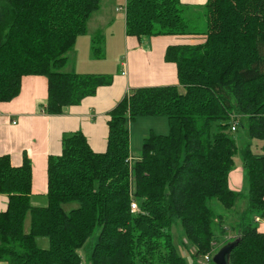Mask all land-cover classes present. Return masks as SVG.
Segmentation results:
<instances>
[{
	"label": "trees",
	"instance_id": "16d2710c",
	"mask_svg": "<svg viewBox=\"0 0 264 264\" xmlns=\"http://www.w3.org/2000/svg\"><path fill=\"white\" fill-rule=\"evenodd\" d=\"M100 3L0 0V103L15 99L27 76L46 79L48 115L108 85L100 75L62 72ZM189 11L179 0H126V36L140 43L202 35V42L166 49L176 86L130 89L117 103L108 114L103 152H94L81 133L63 137L61 153L47 161L46 206L30 203V161L24 157L15 168L0 157V195L7 198L0 212L1 262L186 264L173 244L171 228L178 225L198 257H213L217 239L233 231L222 244L234 245L227 264H264L256 221L264 220V147L261 154L241 151L247 205L233 226L225 213L242 193L228 188L237 154L228 135L232 124L245 123L249 139L264 141V0H206L200 14ZM196 15L206 22L202 33L192 25ZM101 44V36L91 38L92 58L102 56ZM156 116L167 118L168 135L145 137L129 167V125ZM72 203L77 207L65 211ZM38 239L48 246L39 248Z\"/></svg>",
	"mask_w": 264,
	"mask_h": 264
},
{
	"label": "crops",
	"instance_id": "0c3cea01",
	"mask_svg": "<svg viewBox=\"0 0 264 264\" xmlns=\"http://www.w3.org/2000/svg\"><path fill=\"white\" fill-rule=\"evenodd\" d=\"M179 3L190 10L189 14H200L206 0H179ZM116 9L115 0H101L100 9L87 22L86 34L76 39L62 69L64 73L82 75L99 73L96 66L76 64V48L78 44H90L93 36H102L103 39L106 38L107 54L110 52L111 56L120 55L123 47L126 51L120 75L110 79L108 85L100 87L95 95L83 98L78 104L65 107L59 115H48L45 111L46 79L27 76L22 79L18 96L10 102L0 103V157H8L11 166L15 168L22 165L24 157L30 161V203L34 207H44L47 204V161L49 156L61 153L64 136L81 133L94 152H103L106 148L108 114L127 95V90L176 86V68L173 63L165 61L166 49L171 45H194L202 42V35H161L148 38V43H139L136 38L126 36L125 17L122 21L115 20V14L122 12ZM114 25L117 26V31L113 30ZM150 118L139 117L141 120H151ZM263 147L257 150L262 151ZM131 158H135L132 153ZM228 188L236 193L243 192L245 180L241 167H236L229 173ZM6 205V196L0 195V212L5 210ZM257 226L258 231L264 234V221L259 219ZM233 237L229 234L224 239ZM0 264L7 263L0 261Z\"/></svg>",
	"mask_w": 264,
	"mask_h": 264
},
{
	"label": "rangeland",
	"instance_id": "374dc122",
	"mask_svg": "<svg viewBox=\"0 0 264 264\" xmlns=\"http://www.w3.org/2000/svg\"><path fill=\"white\" fill-rule=\"evenodd\" d=\"M115 3H116L117 8L122 9L121 10L122 12L115 14V20L122 21L125 17V10H124L125 0H115ZM193 23L194 24L192 25L196 28L198 32L202 33L206 30V22L204 21L203 17L196 15L193 18ZM116 27L117 26L114 25L113 27L114 31ZM101 39H102V44H101L102 49L100 50L102 51V56L97 59L92 58L91 39H90V44H87V42L85 45H81V46H79L78 44L76 48V53H77L76 64L79 65L80 63H82V65L84 66H94V67L96 66L98 67L99 73H95L94 75H100V76H103L109 79H113L114 77L119 76L120 71L122 70L121 63L125 61V53H126L125 47H123V50L119 52L120 55L116 54L115 56H111L110 52L108 54L106 53V38L103 39L101 36ZM142 41H146V43H148V38L142 39ZM179 91L182 92L183 91L182 88L179 87ZM127 93H130V89L127 90ZM137 119L130 125V152L135 158H138L140 156L143 139L145 137L149 136L151 133L154 135H162V136H166L169 133V124L167 122V118L165 117H160V116L151 117L150 118L151 120H141V119L137 120ZM237 119L238 121L239 120L241 121V118H237ZM244 126L245 128H242L236 125L237 127L236 131L234 132L230 131L228 135L235 140L236 147H237V154L234 156V166L231 170L233 171L236 167H241V169L244 171V174H245L243 160L240 154L241 151L246 149L247 147H250L254 153L261 154L262 151L257 150V148L263 147L264 141H255V140L249 139L247 136V131H246L247 126L245 125V123H244ZM131 130H132V133H131ZM246 196H247V186L246 188L243 189V192L241 193V198L238 200L235 208L231 210L230 212H225L227 215L232 214V216H229L230 218L229 222L232 226L234 225L235 221H238L239 213H241L246 208V205H247ZM76 207L77 205L75 203H72L69 205H65L64 210L69 211L70 209L76 208ZM218 210H219L218 212H220V210L222 209L218 207ZM28 228H29V218H27L24 222V231L27 232ZM171 233H172L173 244L176 248V251L179 256L185 259L186 264H211L210 261L204 260V256L198 257L195 255L194 248H192V246L188 243L186 238L183 236L180 226L178 225L173 226L171 228ZM229 233L230 235H233V236L236 234V233H233V231L231 232L229 231ZM95 235L89 239L88 244L95 243ZM223 241H224V238L217 239V243H216L217 247L215 248L216 253H218L221 249L224 248L222 246ZM36 243L39 248H46L48 246V242L46 239H38ZM82 253H84V251H82ZM212 258L213 257H211L210 259L212 260ZM136 264H141V263L136 261Z\"/></svg>",
	"mask_w": 264,
	"mask_h": 264
},
{
	"label": "water",
	"instance_id": "95a60500",
	"mask_svg": "<svg viewBox=\"0 0 264 264\" xmlns=\"http://www.w3.org/2000/svg\"><path fill=\"white\" fill-rule=\"evenodd\" d=\"M234 245H228L221 249L218 253H216L213 258L212 262L214 264H227L228 262V255L230 254L231 250L233 249Z\"/></svg>",
	"mask_w": 264,
	"mask_h": 264
},
{
	"label": "built area",
	"instance_id": "2783aa9c",
	"mask_svg": "<svg viewBox=\"0 0 264 264\" xmlns=\"http://www.w3.org/2000/svg\"><path fill=\"white\" fill-rule=\"evenodd\" d=\"M121 10H122L121 8H117L116 9V11H121ZM124 10H125V6H124ZM235 130H236V124H232L231 131L234 132ZM126 162L128 163L129 166H131V164L133 162L132 158L129 157ZM130 211L132 213L137 211V204L135 202H133V201L131 202V205H130ZM258 220L259 219L257 218L256 221L258 222ZM211 257H212L211 254H207V255L204 256V260L205 261H209Z\"/></svg>",
	"mask_w": 264,
	"mask_h": 264
}]
</instances>
